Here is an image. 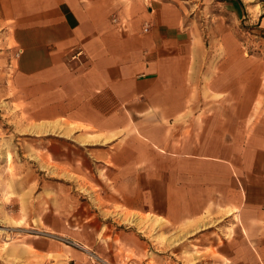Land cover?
Instances as JSON below:
<instances>
[{
	"label": "crops",
	"instance_id": "crops-1",
	"mask_svg": "<svg viewBox=\"0 0 264 264\" xmlns=\"http://www.w3.org/2000/svg\"><path fill=\"white\" fill-rule=\"evenodd\" d=\"M193 1L0 0V38L14 56L12 101L36 125L37 163L47 153L67 175L68 184L56 176L54 196L76 197L71 181L83 178L105 210L155 215L152 222L183 226L200 242L204 230L232 228L229 238L221 229L213 238L217 254L264 264L260 82L235 29L223 43H202ZM230 1L228 20L239 13ZM255 19L264 31V10ZM29 183L20 180L17 194ZM55 203L63 211L49 228L62 233L67 202ZM42 209L36 216L44 227ZM12 216L19 222L24 213ZM21 227L7 229L8 243L0 240L8 245L0 264H45L55 252L68 254L62 264H90L56 244L47 251L39 226L30 234Z\"/></svg>",
	"mask_w": 264,
	"mask_h": 264
},
{
	"label": "rangeland",
	"instance_id": "rangeland-1",
	"mask_svg": "<svg viewBox=\"0 0 264 264\" xmlns=\"http://www.w3.org/2000/svg\"><path fill=\"white\" fill-rule=\"evenodd\" d=\"M192 3V14L196 16L195 23L200 26V37L206 47L212 42L223 43L229 27L236 30L234 37L239 51L244 58L253 62V79L254 82L259 80L264 100V31L255 23V18L264 10V0L230 1L233 3L231 7L239 11L236 17L231 15L230 20L227 18L232 8L229 9L223 0H194ZM4 50L0 38V240L8 243L12 239L7 232L12 225L22 226L29 234L39 226L44 231L42 239L47 251L56 244L66 253L76 252L78 256H83L90 264H234L213 249V238H217L221 229L218 226L204 230L202 233L206 237L200 242L193 240L194 237L189 238L188 230L183 226L171 227L165 221L160 225L152 222V216L160 218L155 215L133 213L116 205L112 210H105L103 207L108 208L109 205L103 203L100 197L96 200L91 197L90 191H87V186L91 184L83 178L71 181L73 185L76 184V197L54 196V187L60 182L56 176L60 175L64 180L63 177L67 175L58 173V166L52 163L47 153L45 163H37L36 148L30 145L36 139L31 134L36 125L27 124L26 117L13 104L11 64L14 56L6 55ZM254 87L255 93L257 85ZM49 142L46 151L52 149L53 143ZM75 151L79 156L80 151ZM20 180L30 183L18 195L17 184ZM65 180L63 182L68 184ZM43 190L44 197L39 196ZM58 199L67 202L62 233H55L49 228L53 222L52 215L58 217L59 211H63L57 208L55 202ZM37 205L44 211V227L39 218L41 214L36 216ZM69 207L73 210L72 216L67 212ZM19 209L24 213V218L15 222L12 214ZM221 231L222 236L227 238L233 233L232 228ZM6 246L0 245L4 250ZM219 246L224 247L220 242ZM203 247L208 249L204 250ZM46 257L45 264H62L63 260L69 258L68 254L56 252Z\"/></svg>",
	"mask_w": 264,
	"mask_h": 264
},
{
	"label": "built area",
	"instance_id": "built-area-1",
	"mask_svg": "<svg viewBox=\"0 0 264 264\" xmlns=\"http://www.w3.org/2000/svg\"><path fill=\"white\" fill-rule=\"evenodd\" d=\"M114 22H116V20L114 19ZM147 29H145V31H146Z\"/></svg>",
	"mask_w": 264,
	"mask_h": 264
},
{
	"label": "trees",
	"instance_id": "trees-1",
	"mask_svg": "<svg viewBox=\"0 0 264 264\" xmlns=\"http://www.w3.org/2000/svg\"><path fill=\"white\" fill-rule=\"evenodd\" d=\"M224 1H228V0H224Z\"/></svg>",
	"mask_w": 264,
	"mask_h": 264
}]
</instances>
